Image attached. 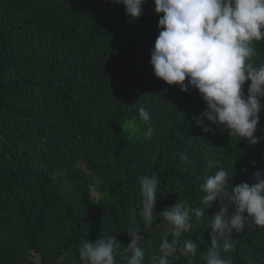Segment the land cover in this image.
<instances>
[{
    "label": "trees",
    "instance_id": "obj_1",
    "mask_svg": "<svg viewBox=\"0 0 264 264\" xmlns=\"http://www.w3.org/2000/svg\"><path fill=\"white\" fill-rule=\"evenodd\" d=\"M160 15L153 0L134 21L112 0H0V264H81L84 241L112 235L117 264H126L133 209L151 264L171 240L159 214L177 203L192 215L183 239L198 245L193 264H205L220 202L197 220L191 210L205 195L201 185L221 168L229 192L256 183L264 139L252 145L207 120L213 131L205 133L199 91L154 75ZM251 46V62L264 63V40ZM141 107L155 129L150 139ZM255 135L264 137V113ZM143 175L159 178L147 228L139 215ZM231 243L224 253L231 264H264V227L249 220ZM169 259L189 262L179 253Z\"/></svg>",
    "mask_w": 264,
    "mask_h": 264
},
{
    "label": "clouds",
    "instance_id": "obj_2",
    "mask_svg": "<svg viewBox=\"0 0 264 264\" xmlns=\"http://www.w3.org/2000/svg\"><path fill=\"white\" fill-rule=\"evenodd\" d=\"M123 5L131 20L143 14L146 0H112ZM155 12L160 15L159 35L151 51L154 75L168 85H178L184 92L189 88L199 91L207 108L197 118L205 133L213 131L204 121L220 126L230 136L247 139L255 145L264 137L256 136L261 113H264V63L254 65L256 56L252 42L264 40V0H153ZM250 81L245 93V84ZM139 117L148 124L145 139L155 129L145 108ZM187 159V157H182ZM211 162L209 167H211ZM264 171L255 173L256 183L242 182L231 187L229 173L221 168L201 185L205 195L200 207L191 210L197 220L205 217V210L219 201V211L210 220L211 246L204 257L205 264H231L224 253L232 250L233 233L243 232L249 220L264 227ZM233 179V177H232ZM232 182V180H231ZM142 207L139 215L144 226L153 225L159 178L156 175L139 177ZM227 201V203H225ZM234 211L230 214V209ZM164 223L171 226V240L165 238L159 245V255L151 264H170V257L179 253L189 258L198 252V245L184 234L193 229L190 210L180 204L160 214ZM127 233L131 240L125 248L126 264H145L144 241L138 232L136 210L131 212ZM223 240V248L218 243ZM120 247L114 235L95 243L84 241L79 247L81 264H117Z\"/></svg>",
    "mask_w": 264,
    "mask_h": 264
}]
</instances>
